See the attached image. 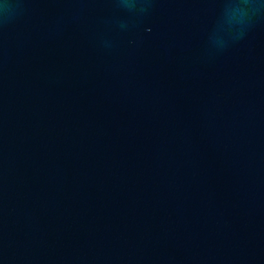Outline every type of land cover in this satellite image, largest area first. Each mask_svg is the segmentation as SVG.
<instances>
[{
  "label": "water",
  "instance_id": "1",
  "mask_svg": "<svg viewBox=\"0 0 264 264\" xmlns=\"http://www.w3.org/2000/svg\"><path fill=\"white\" fill-rule=\"evenodd\" d=\"M0 264H264V0H0Z\"/></svg>",
  "mask_w": 264,
  "mask_h": 264
}]
</instances>
